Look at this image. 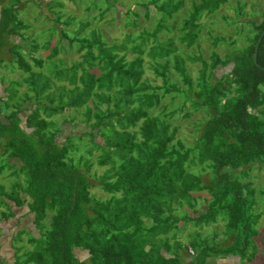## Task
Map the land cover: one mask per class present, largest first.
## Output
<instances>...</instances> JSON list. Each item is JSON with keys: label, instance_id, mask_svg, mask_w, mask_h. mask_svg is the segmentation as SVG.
Returning <instances> with one entry per match:
<instances>
[{"label": "trees", "instance_id": "16d2710c", "mask_svg": "<svg viewBox=\"0 0 264 264\" xmlns=\"http://www.w3.org/2000/svg\"><path fill=\"white\" fill-rule=\"evenodd\" d=\"M102 1L109 6L76 0L89 19L64 15L61 0L0 1V68L9 73L0 97V237L15 231L12 259L0 264L251 263L264 235L256 227L264 189L251 182L264 170V11L245 14L236 0L242 45L210 37L229 48L203 57L183 50L197 48L201 19L228 0H190L178 26L184 0H133L122 5L127 31L112 43L98 27L84 35L92 22L116 23L106 14L120 0ZM28 10L30 23L19 17ZM140 16L157 20L147 29ZM186 63L199 64L194 81ZM165 97L180 102L167 109ZM198 113L184 142L178 117Z\"/></svg>", "mask_w": 264, "mask_h": 264}, {"label": "rangeland", "instance_id": "374dc122", "mask_svg": "<svg viewBox=\"0 0 264 264\" xmlns=\"http://www.w3.org/2000/svg\"><path fill=\"white\" fill-rule=\"evenodd\" d=\"M2 1V0H0ZM41 1H45V0H41ZM75 2H71L70 0H61L62 3V7H61V12H63L64 15L69 14L72 17H81L82 19H89L91 14H86L84 12H82V8L85 5H80L79 3L76 2V0H73ZM133 0H120L119 3L116 4V10L118 11H114V10H109V12L106 14V17L108 18V16H113L116 19V23L112 24L111 22H105L104 20L100 23V24H94V22H92L90 25L91 27H88L85 30L84 35H86L90 29L92 28H97V30L100 31L103 39L105 41H107L108 43H112L114 39L116 38H120L122 36V34L124 32H126V28L123 27L122 23L125 22L124 18H126L124 16V6L122 5H126L129 6L133 3H131ZM197 1V0H194ZM236 0H228L227 4L223 5L220 7V9L218 10L217 13L213 14L211 16V20H205V19H201V22L203 24V28L200 31V34L198 36L197 39V48L195 47H191L190 49H184L183 51H185L186 53L190 54H197L200 53L203 57H206L209 55V53L211 51H216L219 55H222L226 50H228V42H225L223 44H217L216 46H212V40L210 37H214V36H223V37H227V36H232L233 38L236 37V45L238 47H240L242 45V33L240 34H236L235 31H237V28L240 27V22L239 20L235 17L234 14V9L236 8ZM239 2H243L244 3V7H243V13L245 14H257L259 12H263L264 11V0H238ZM100 2H102L101 7L104 9V7H108L109 4L106 3L105 1L100 0ZM23 6V4H22ZM34 6V5H33ZM151 7V6H150ZM190 9V0H184V8L182 10V13H180L177 16V26L180 24V19L185 15V13ZM134 10L137 12H142V8L139 6H135ZM151 10V8H150ZM48 17L51 18L52 15L49 13H47ZM152 15V13L150 14ZM220 16H226V20H223ZM19 17L22 18V20H25L26 22L31 21V19L33 17H31L29 10L25 13L19 14ZM67 20V19H65ZM157 18L155 16L151 17L150 19H148L147 21L142 20L141 16L138 17V22L140 24H143L145 26V28L150 29L153 27L154 23L156 22ZM50 21L43 19V23L44 25L49 24ZM231 22H235V25H232ZM42 23V24H43ZM73 25H76V21L73 22ZM37 27L39 29H42V26L37 25ZM36 30H38L36 28ZM66 31V30H65ZM138 31V29H136L135 31H133V33H136ZM58 32V31H57ZM87 32V33H86ZM59 34V32H58ZM60 35V34H59ZM15 41H18L17 39H15ZM53 43V41H52ZM235 45V46H236ZM73 52V51H72ZM72 52L69 53H65V54H60L59 56H62L64 59L68 60L69 57H71L73 55ZM3 56H5V49H3L2 51ZM14 54V51H12V54ZM68 58V59H67ZM73 60L76 58V56L74 55ZM127 59H130V57H128ZM145 62H148V60L146 58ZM64 60V61H66ZM187 65V69H188V73L191 77V79L194 81V78L197 76V69L199 68V64L198 63H186ZM2 65V68L6 67ZM2 68H0V72L3 74H0L2 77H0V97H1V89H2V83L3 85L6 84V80L7 77L9 76V73L7 71H3ZM13 77V75H11ZM143 77H147L149 81L152 80L153 78V74L150 71V69H146ZM6 80V81H5ZM177 83H179L178 80H176ZM154 84H159V80H155ZM25 85H22L21 87L18 88V92L22 93L23 91H25ZM3 99V98H1ZM180 102V98H177L175 100L174 103L172 104H168V97H165L162 100V104H166L167 105V109H172L174 108V104ZM185 108L187 109V104H185ZM64 114L67 113V115H71L70 114V110L68 111V109H64L63 110ZM69 112V113H68ZM184 112V111H183ZM182 112V113H183ZM62 113V114H63ZM181 113V114H182ZM26 112H24L23 115H25ZM61 114V115H62ZM180 114V116H181ZM60 115V116H61ZM57 116L56 121L59 120V117ZM179 116V115H178ZM180 116L178 117V121L177 123L180 124V130L177 133V137L181 138L184 142H190L191 137H193L194 135L191 133V129L193 128L191 126V123L195 120H198L201 118V113L195 114L193 115L190 119H180ZM78 119H80L79 114H76V119L74 121H77ZM66 126V125H64ZM101 173V170L96 171V174L99 175ZM251 174H255V177L253 179H251L252 182V186L254 187L255 191L257 190H263L264 189V170H260L258 172H252ZM92 193H94L95 196H101L103 197V193L98 189V188H93ZM256 194V193H255ZM262 198V197H260ZM259 198V199H260ZM259 202L261 203V201L259 200ZM258 202V199H256V205L255 208H261L262 206H260V203ZM202 209V208H201ZM24 213L23 210H21V212H19L20 215H22ZM29 220H30V216H22L20 218H18L17 222L19 221V226L18 228H24L25 226L29 225ZM15 221L12 222V224ZM10 225L11 227L13 225ZM256 227L259 229V232L262 233L264 232V214L259 218ZM219 228V227H218ZM13 230L10 231V235L13 234ZM193 231V230H192ZM191 229H184L183 232H181L180 236L184 237L186 236V234L192 232ZM203 231H206L207 233L210 231L209 228H204ZM218 231V230H217ZM206 232H203V234H207ZM15 233V231H14ZM2 235L0 237V242L2 243V245L4 246L5 244H7V239H9L10 235L6 234L5 231L2 232ZM1 238L4 239V241H1ZM21 238L24 240V236H21ZM261 238L260 240L256 239V247H257V254L254 255L253 260L251 263L249 264H264V235L261 234ZM217 239H221V236H217ZM226 242H230V238L226 239ZM225 243V241H224ZM19 244H23V242L18 243L16 245ZM5 254H3V258L6 260V262H10L12 259V254L9 250L4 251ZM79 256H81L80 259H84L86 256L82 253ZM214 264H246L244 262H237V258H229L227 257L226 259L222 260V261H215Z\"/></svg>", "mask_w": 264, "mask_h": 264}, {"label": "crops", "instance_id": "0c3cea01", "mask_svg": "<svg viewBox=\"0 0 264 264\" xmlns=\"http://www.w3.org/2000/svg\"><path fill=\"white\" fill-rule=\"evenodd\" d=\"M4 241V239L3 238H1V241ZM8 243L7 244H5L4 246L2 245V243L0 242V256L3 258V254H5V252L4 251H6V250H9V247H8Z\"/></svg>", "mask_w": 264, "mask_h": 264}, {"label": "water", "instance_id": "95a60500", "mask_svg": "<svg viewBox=\"0 0 264 264\" xmlns=\"http://www.w3.org/2000/svg\"><path fill=\"white\" fill-rule=\"evenodd\" d=\"M252 59L253 60L255 59V48H254V53H253Z\"/></svg>", "mask_w": 264, "mask_h": 264}, {"label": "clouds", "instance_id": "9594fccd", "mask_svg": "<svg viewBox=\"0 0 264 264\" xmlns=\"http://www.w3.org/2000/svg\"><path fill=\"white\" fill-rule=\"evenodd\" d=\"M3 1V0H2Z\"/></svg>", "mask_w": 264, "mask_h": 264}]
</instances>
